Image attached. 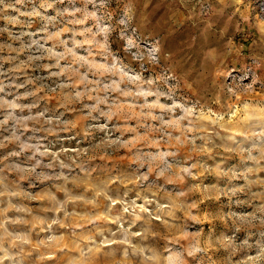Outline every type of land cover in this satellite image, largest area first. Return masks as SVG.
I'll list each match as a JSON object with an SVG mask.
<instances>
[{"label":"clouds","instance_id":"9594fccd","mask_svg":"<svg viewBox=\"0 0 264 264\" xmlns=\"http://www.w3.org/2000/svg\"><path fill=\"white\" fill-rule=\"evenodd\" d=\"M0 264H264V0H0Z\"/></svg>","mask_w":264,"mask_h":264}]
</instances>
